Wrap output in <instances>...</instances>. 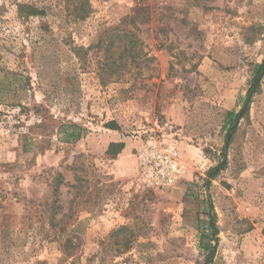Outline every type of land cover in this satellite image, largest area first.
Segmentation results:
<instances>
[{
    "label": "rangeland",
    "instance_id": "1",
    "mask_svg": "<svg viewBox=\"0 0 264 264\" xmlns=\"http://www.w3.org/2000/svg\"><path fill=\"white\" fill-rule=\"evenodd\" d=\"M76 1L0 0V264H201L211 213L212 264H264V77L205 185L264 54V0H87L84 20ZM114 28L145 55L105 79L97 46ZM71 125L80 138L65 142ZM155 135L176 145L181 200L140 178Z\"/></svg>",
    "mask_w": 264,
    "mask_h": 264
},
{
    "label": "trees",
    "instance_id": "2",
    "mask_svg": "<svg viewBox=\"0 0 264 264\" xmlns=\"http://www.w3.org/2000/svg\"><path fill=\"white\" fill-rule=\"evenodd\" d=\"M88 1L87 0H77L73 6V13H75V18L79 20H84L88 15ZM20 10L25 12L26 17L29 16H41L44 14L42 9H38L34 6L21 5ZM132 23L134 20L131 21ZM134 24V23H133ZM121 32V33H119ZM102 41L101 46H97L104 51L105 59L108 63L103 65V67L98 68V74L101 78H113V75H119V72L123 70L127 64L130 62L132 65L140 61V59L145 55L141 49L143 45L139 40L137 35L131 30L114 28L108 34V41L104 43ZM264 77V54L260 63L256 64L252 71L250 78L248 80V88L244 98L241 101V105L238 111H228L225 115L223 128H225L224 143L221 149V159L217 165L212 167L207 171V179L205 185H209L210 182L215 179L220 171L224 170L227 163V150L230 144L232 134L237 128L238 122L248 114L249 107L253 97L258 93L262 79ZM118 79V78H117ZM113 124L109 125L112 127ZM71 132L68 133L64 139L65 142H70L80 138V128L71 125ZM124 148V143H110L107 149L109 156L114 157L120 153ZM210 206V204H209ZM207 227L209 228V233L206 234L205 230L201 231L200 238V249L203 250L204 260L201 264H212L215 256V252L218 245V238L216 237L218 230L216 228L213 213L209 216V221L207 222ZM127 227H120L114 230L110 234V239H112V244L117 247L116 251L118 253H124L131 246L130 234Z\"/></svg>",
    "mask_w": 264,
    "mask_h": 264
},
{
    "label": "built area",
    "instance_id": "3",
    "mask_svg": "<svg viewBox=\"0 0 264 264\" xmlns=\"http://www.w3.org/2000/svg\"><path fill=\"white\" fill-rule=\"evenodd\" d=\"M137 158L141 180L159 189L172 188L184 170L175 143L163 136L155 135L145 141Z\"/></svg>",
    "mask_w": 264,
    "mask_h": 264
},
{
    "label": "crops",
    "instance_id": "4",
    "mask_svg": "<svg viewBox=\"0 0 264 264\" xmlns=\"http://www.w3.org/2000/svg\"><path fill=\"white\" fill-rule=\"evenodd\" d=\"M116 142V141H114ZM124 142V141H121ZM124 151H126V148H123V150L121 151L120 154H124ZM120 156V155H119ZM185 191H186V186H180V185H175V189L171 192V194L175 193V200H181L183 198V196L185 195Z\"/></svg>",
    "mask_w": 264,
    "mask_h": 264
}]
</instances>
